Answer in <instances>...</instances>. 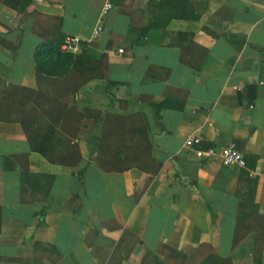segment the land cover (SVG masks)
Masks as SVG:
<instances>
[{"label":"crops","instance_id":"crops-1","mask_svg":"<svg viewBox=\"0 0 264 264\" xmlns=\"http://www.w3.org/2000/svg\"><path fill=\"white\" fill-rule=\"evenodd\" d=\"M34 10L59 18L75 39L72 54L104 56L106 79L75 97L42 91L52 102L35 106L27 131L0 122V264H203L210 256L264 264V0H33ZM19 19L0 3V37L10 44ZM32 30L29 19L17 51L0 46L1 83L38 91L32 58L41 39ZM142 99L167 106L157 114ZM85 107L103 120L75 126ZM103 132L107 154L96 148ZM191 136L216 155L185 149ZM230 142L244 166L221 165ZM75 145L78 166L56 164ZM123 147L131 150L114 152ZM24 156L35 184H21ZM6 160L18 168L6 170ZM238 224L244 235L233 247Z\"/></svg>","mask_w":264,"mask_h":264},{"label":"trees","instance_id":"trees-1","mask_svg":"<svg viewBox=\"0 0 264 264\" xmlns=\"http://www.w3.org/2000/svg\"><path fill=\"white\" fill-rule=\"evenodd\" d=\"M0 3L8 9L14 11L17 15H20L19 30L21 31L15 44H10L0 37V46L12 51H17L19 48L21 36L23 34L22 26L29 19L33 21V34L41 39V43L36 47L32 58L33 71L38 86V91L26 87L10 86L5 83H1L2 81H0V122L19 121L27 131L26 121L30 123L35 122L33 120L35 117L34 112L36 111L35 106L41 104L40 102H52L51 100H41L42 91L51 92L53 93V95L64 93L68 96L75 97L78 91L91 80L106 79L105 72L107 70V60L104 56L99 60H95L85 52L79 55H74L72 53L62 51L61 46L64 44L66 36L62 32V27L59 24V18L42 15L36 10L28 12V9L33 4V0H0ZM115 86L116 84L114 83L108 84V87ZM108 98L110 99V102L113 103V95L109 94ZM70 102V100L63 101L65 107L64 120L65 123H68L69 121L68 130L69 128H71L70 119L72 117L71 113L73 108L71 105H68ZM141 102L143 105L146 104L148 106H151L157 114L167 106L163 102L155 104L152 101L145 102L143 99L141 100ZM31 113L34 114L33 117L31 116ZM101 115L102 112L91 110L85 107L81 109L79 119L75 117V126L77 125L78 121L79 124H82V121L85 118H94L96 121L100 122L103 120L101 118ZM126 119L128 120L129 118ZM104 138L105 133L103 132L96 147L98 153L100 154H107L111 150L102 147ZM36 150L42 155L46 156L40 149ZM130 150V147H123L114 149V152L120 154L122 153V151L126 153ZM73 152L74 156L72 155ZM64 155V160L56 164H60V166L63 167L78 166L80 161V154L77 145H75L74 148L72 147L69 150V153H66ZM24 159L25 164L20 166L21 184L23 186L30 185V183L35 184V181H33L32 179L37 178L38 176L29 172L27 156H24ZM72 160H74V162H72ZM100 163L99 165L104 169V166H109ZM4 167L6 170H14L15 167L18 168V164L12 160H6L4 162ZM85 169L86 168L81 169L78 173V179L81 181L82 185ZM127 169L128 168L125 167L118 170H120L119 172H122V170L124 171ZM53 180L54 177L49 176L48 191L51 188ZM240 207H243V205H241ZM239 232H241V228H239L238 224L233 240V247L238 244V242L244 235H239ZM215 261H218L219 264H232L231 259H219L216 256L208 257L203 264H217L215 263ZM157 264L166 263H164V261L159 258L157 259ZM254 264H260V258L255 259Z\"/></svg>","mask_w":264,"mask_h":264},{"label":"built area","instance_id":"built-area-1","mask_svg":"<svg viewBox=\"0 0 264 264\" xmlns=\"http://www.w3.org/2000/svg\"><path fill=\"white\" fill-rule=\"evenodd\" d=\"M112 6L110 3H105L102 9V15H106ZM102 33V26L97 25L92 33V40L96 39ZM75 39L66 37L64 44L61 46V50L64 52L72 53L75 49ZM119 54L123 51L119 50ZM184 148L191 150L194 154L204 160H210L216 155L215 149L208 147L204 140L200 136H191L187 138L184 142ZM219 161L222 166H244L243 156L239 153L234 142L228 143L221 151L218 153Z\"/></svg>","mask_w":264,"mask_h":264}]
</instances>
